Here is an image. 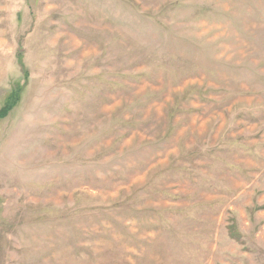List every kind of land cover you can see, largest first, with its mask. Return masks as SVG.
Here are the masks:
<instances>
[{
    "label": "rangeland",
    "instance_id": "374dc122",
    "mask_svg": "<svg viewBox=\"0 0 264 264\" xmlns=\"http://www.w3.org/2000/svg\"><path fill=\"white\" fill-rule=\"evenodd\" d=\"M2 109L0 264H264V0H0Z\"/></svg>",
    "mask_w": 264,
    "mask_h": 264
},
{
    "label": "trees",
    "instance_id": "16d2710c",
    "mask_svg": "<svg viewBox=\"0 0 264 264\" xmlns=\"http://www.w3.org/2000/svg\"><path fill=\"white\" fill-rule=\"evenodd\" d=\"M6 110L8 109V107L5 108ZM5 109H2V111H0V117L4 116L6 114ZM230 235L234 238L237 237V234L235 233V230L232 229V226H230V231H229Z\"/></svg>",
    "mask_w": 264,
    "mask_h": 264
}]
</instances>
